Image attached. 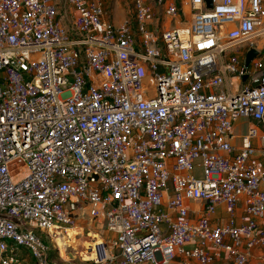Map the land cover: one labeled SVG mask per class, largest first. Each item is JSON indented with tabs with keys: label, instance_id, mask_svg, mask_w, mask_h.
<instances>
[{
	"label": "built area",
	"instance_id": "1",
	"mask_svg": "<svg viewBox=\"0 0 264 264\" xmlns=\"http://www.w3.org/2000/svg\"><path fill=\"white\" fill-rule=\"evenodd\" d=\"M106 2L66 0L69 32L0 0V264H57L38 232L62 252L81 220L111 235L88 264H264V61L240 59L264 0H132L119 26Z\"/></svg>",
	"mask_w": 264,
	"mask_h": 264
},
{
	"label": "rangeland",
	"instance_id": "2",
	"mask_svg": "<svg viewBox=\"0 0 264 264\" xmlns=\"http://www.w3.org/2000/svg\"><path fill=\"white\" fill-rule=\"evenodd\" d=\"M57 4L58 11L63 18V24L69 32H72V21L70 19V10L67 6L66 0H54ZM178 6L182 8L181 2H177ZM153 28L155 31L159 28L161 31L167 28H175L177 26H183L187 22V17L182 16L178 22H167L162 15V6H159L156 2L153 1ZM106 12L107 18L113 25L119 26L125 22H133L135 20V7L132 3V0H107L106 2ZM168 23V24H167ZM158 33V32H156ZM248 123L244 124L240 122L238 125L237 132L239 134H246L248 130ZM254 142V145L257 146ZM264 159V157H262ZM197 176H200V173H197ZM104 230H98L95 228L91 232H87L82 229H77L74 232H71L72 238L71 242L68 243L69 247L66 250L59 251L55 245H53L52 241L47 237L45 233L38 232V235L44 240V242L49 245L50 251L48 253L51 261L57 264H65L66 262L72 264H88L91 255L89 254V250L93 247L91 243H94V240L98 237H102V239L109 240L110 238L104 235ZM77 234L76 236H74ZM23 250V249H22ZM21 250V251H22ZM22 255L21 257H19ZM10 257H13L12 255ZM18 262L16 264H20L24 262L25 264H36L35 260L26 251H22L17 254ZM22 261H19V260ZM256 264V263H251Z\"/></svg>",
	"mask_w": 264,
	"mask_h": 264
},
{
	"label": "crops",
	"instance_id": "3",
	"mask_svg": "<svg viewBox=\"0 0 264 264\" xmlns=\"http://www.w3.org/2000/svg\"><path fill=\"white\" fill-rule=\"evenodd\" d=\"M250 48H255L257 49L259 52H260V57L258 58L259 60H262L264 61V36L263 37H260V38H257L254 40L252 46L251 45H244L241 49V54H240V59L241 61L243 62L244 64V58H245V55L246 53L248 52V50ZM240 122H243L244 124L248 123V125L250 126V122L246 119H241L236 127H235V132L239 135V136H245L246 134L242 135V134H239L237 132V129H238V125ZM249 128V127H248ZM247 133V132H246ZM242 142L241 140H237L236 141V145L237 146H241ZM257 146H259V143L257 142ZM259 163H260V167H261V170H262V173H263V176H264V159H262V157H264V154H259ZM264 186V184H263ZM95 228H97L98 230H104V235H106L107 237H111V235L108 233V231L103 228L101 225H98L97 223H92L90 222L89 220H81L80 223H79V226H78V229H82V230H85L87 232H91L93 229L95 230ZM75 231V230H74ZM22 255H20L19 257H21ZM19 261H22L21 259ZM251 263H256L257 264V260L254 259L252 260ZM250 263V264H251ZM20 264H25L24 262H21ZM219 264V263H218Z\"/></svg>",
	"mask_w": 264,
	"mask_h": 264
},
{
	"label": "water",
	"instance_id": "4",
	"mask_svg": "<svg viewBox=\"0 0 264 264\" xmlns=\"http://www.w3.org/2000/svg\"><path fill=\"white\" fill-rule=\"evenodd\" d=\"M209 9L213 8V0H205ZM260 57V52L255 48H250L244 58V66L248 67L253 61ZM246 80V78H244Z\"/></svg>",
	"mask_w": 264,
	"mask_h": 264
},
{
	"label": "bare ground",
	"instance_id": "5",
	"mask_svg": "<svg viewBox=\"0 0 264 264\" xmlns=\"http://www.w3.org/2000/svg\"><path fill=\"white\" fill-rule=\"evenodd\" d=\"M74 232V231H73ZM102 242V240L100 239V237H98V238H96L95 240H94V243H91L92 244V246H94V244H96V243H101ZM93 248V247H92ZM92 248H91V250H92ZM91 250H89L88 252H90Z\"/></svg>",
	"mask_w": 264,
	"mask_h": 264
}]
</instances>
